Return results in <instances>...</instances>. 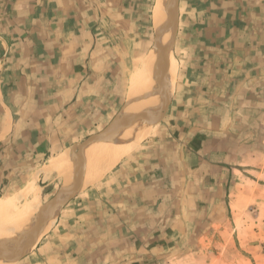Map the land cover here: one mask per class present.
<instances>
[{
  "label": "rangeland",
  "instance_id": "rangeland-1",
  "mask_svg": "<svg viewBox=\"0 0 264 264\" xmlns=\"http://www.w3.org/2000/svg\"><path fill=\"white\" fill-rule=\"evenodd\" d=\"M218 1H175L169 54L178 71L173 95L167 96L158 119L128 114L126 104L138 101L129 98L131 76L156 44L153 11L158 1L150 0L137 25L126 31L131 39L116 40L113 33L107 42L109 76L101 100H86L84 110L58 122L52 137L45 138L49 131L33 135L39 129L31 123L27 131L32 138L14 136L0 145V182L10 180L0 185V203L17 200L26 207L27 190L33 188L44 208L57 205L66 174L77 167L60 216L40 223L44 228H38L30 251L12 264L46 263L52 250L66 258L75 250L83 253L85 245L113 241L124 245V258L135 252L137 264H264V42H249L245 24L227 16L234 10ZM209 6L218 23H224L215 25L213 36L225 29L228 41L206 40L214 48L207 56L194 48L199 33L203 38L209 30L207 24L193 28L184 25V18L187 7L199 11ZM239 13L246 17V10L239 8ZM133 123L153 127L151 136L99 182L83 189L81 183L75 185L86 168L79 161L83 149ZM36 126L45 131L43 122ZM62 153L70 163L60 173L51 166ZM47 184L45 197L40 186ZM31 224L39 225L34 219ZM79 242L83 245L75 249ZM93 252V257L102 256L104 250Z\"/></svg>",
  "mask_w": 264,
  "mask_h": 264
},
{
  "label": "crops",
  "instance_id": "crops-1",
  "mask_svg": "<svg viewBox=\"0 0 264 264\" xmlns=\"http://www.w3.org/2000/svg\"><path fill=\"white\" fill-rule=\"evenodd\" d=\"M148 1L0 0V145L14 136L32 138L27 131L31 123L39 129L33 135L44 136L49 131L45 138L52 137L50 131L58 122L65 121L71 113L76 116L84 110L86 100H101L109 76L106 57L110 55V47L107 42L111 41L113 33L121 37L117 36L116 40L125 38L130 33L129 26L137 25L139 16L145 14ZM218 2L228 10H234L225 12L227 16L232 15L233 20L239 17L245 24L243 32L249 42L254 46L264 42V0ZM186 4L189 6L188 2ZM215 5L214 9L217 8ZM239 8L246 10V17L240 13L237 16ZM214 9L209 6L192 12L187 7L184 18V25L193 28L207 24L209 30L203 38L200 33L198 37L190 35L197 37L194 48L207 56L214 48L208 47L206 40L214 42L216 38L225 37L228 41L225 29L213 36L215 25L224 24L222 20L218 23L212 12ZM155 11L156 7L154 25ZM236 30L234 28V32ZM37 121L45 124V131L41 130L43 124L36 126ZM9 181L2 180L0 185ZM40 187L45 197L49 195L50 184ZM81 245L82 242L75 244V249H80ZM123 247L121 241L95 248L85 245L80 254L76 250H67L71 253L66 258L57 256L58 252L52 250L54 255L44 257L46 263L40 259V264H137L135 252L125 258L122 256ZM95 249H103L102 256L93 257ZM37 251L42 254L41 249Z\"/></svg>",
  "mask_w": 264,
  "mask_h": 264
},
{
  "label": "bare ground",
  "instance_id": "bare-ground-1",
  "mask_svg": "<svg viewBox=\"0 0 264 264\" xmlns=\"http://www.w3.org/2000/svg\"><path fill=\"white\" fill-rule=\"evenodd\" d=\"M175 1L176 0H159L158 5L156 6V44L131 76L130 97H128L131 99L135 98L138 101L130 100L126 103L128 104V112H131L128 114H139L140 116L143 115V117L145 115L150 118L149 120L158 116V119L160 113L165 109V105H167V96L171 98L173 95L178 71V62L173 58V54H169L168 50H171L169 48L174 39L175 33V19H177L174 16L177 11L175 14V11L173 12ZM139 95H142L143 97L140 96V98L138 97ZM137 97L140 98V100ZM138 110H141V114ZM142 112L144 114H142ZM137 117L139 120L142 119V116L140 118L139 116ZM137 119L135 118V121ZM147 122L150 121H146V123ZM133 124H129L128 128H125L124 130L121 128L122 131L120 132V129H116L115 132L119 133H116V135L111 138L108 137L107 139L94 141L92 144L89 143L90 146H87L84 149L82 148L84 152L79 161H82L81 166L83 169L85 168L84 165L86 168L84 169L85 172L83 173V176H80L81 178L78 179L79 181H75V185L81 183V186H78L83 189L87 185L99 182L123 157L134 152L143 140L151 136L153 127L148 125L150 123L147 124L148 126ZM91 141H93V139ZM69 157L70 156L67 154H64L59 159L55 158L56 160H54L55 162L52 164L51 168L60 173L64 172L70 163ZM72 161H74V159ZM76 168H73V170H76ZM101 168H104V171L97 174ZM73 172L74 171L71 173ZM90 172L93 174L96 172V174L92 175ZM33 190V188L32 190H27L26 199H29V201L26 207H19L17 200L0 203V264H12L17 261L16 259L20 253L25 254L30 251L34 243V235L41 230H38V228L35 227V224L34 226L31 224L33 219L37 220L40 224L51 220L55 216L56 202H51L52 204L50 203L51 205L48 209L44 208L45 205L42 203L38 189V192ZM69 190L70 188H68V191ZM30 220H32L31 223ZM26 230L28 231L23 235V232ZM11 233H13L14 238L9 241ZM3 250L6 251L3 253Z\"/></svg>",
  "mask_w": 264,
  "mask_h": 264
},
{
  "label": "water",
  "instance_id": "water-1",
  "mask_svg": "<svg viewBox=\"0 0 264 264\" xmlns=\"http://www.w3.org/2000/svg\"><path fill=\"white\" fill-rule=\"evenodd\" d=\"M169 52V50H168ZM75 172V170H74ZM70 174L71 172H68L64 178V184L60 190V199H59V202L57 204V207L55 208V215L58 217L60 216V213L61 211L63 210V207L65 206L66 204V201H67V196H68V184H69V179H70ZM37 228L41 229V228H44V226L42 224H39L37 226ZM11 240V238L9 239V241ZM8 241V242H9ZM6 250H3V253L5 252Z\"/></svg>",
  "mask_w": 264,
  "mask_h": 264
}]
</instances>
